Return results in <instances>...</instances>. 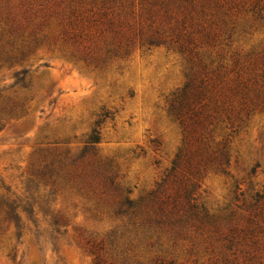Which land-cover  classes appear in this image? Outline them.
<instances>
[{
  "label": "rangeland",
  "instance_id": "374dc122",
  "mask_svg": "<svg viewBox=\"0 0 264 264\" xmlns=\"http://www.w3.org/2000/svg\"><path fill=\"white\" fill-rule=\"evenodd\" d=\"M5 24L0 15V31ZM199 51L214 60L211 67L227 65L228 79L239 59L264 91V18L241 15L229 38ZM24 69L29 89L16 83ZM188 75L184 54L167 44H134L97 67L44 45L21 63L0 66V106H29L21 117L2 113L0 264H93L86 241L115 228L120 200L149 196L183 146V125L170 105ZM209 143H219L230 163L207 169L199 202L223 218L239 210L242 192L264 188V106L220 121ZM51 166L52 178L45 173ZM175 258L209 264L208 256L183 249Z\"/></svg>",
  "mask_w": 264,
  "mask_h": 264
},
{
  "label": "trees",
  "instance_id": "16d2710c",
  "mask_svg": "<svg viewBox=\"0 0 264 264\" xmlns=\"http://www.w3.org/2000/svg\"><path fill=\"white\" fill-rule=\"evenodd\" d=\"M249 13L264 18V0H0L6 22L0 31V66L21 63L44 45L96 67L134 44L172 45L189 62V79L170 105L183 125V146L149 196L120 200L115 228L86 241L93 264H175L180 249L208 256L209 264H264V188L249 196L242 192L239 210L223 218L199 202L207 169L230 163L219 143H209L216 125L264 106V91L254 76L245 75L239 59L228 79V66L211 67L214 60L207 62L199 48L222 43L238 17ZM27 71L16 83L29 89ZM18 104L0 106V129L5 127L2 113L21 117L28 112L29 106ZM99 140L96 134L90 141ZM45 173L52 178L57 172L51 166Z\"/></svg>",
  "mask_w": 264,
  "mask_h": 264
}]
</instances>
